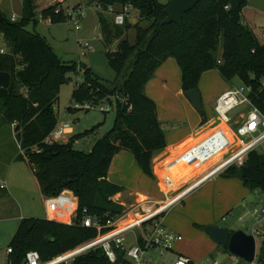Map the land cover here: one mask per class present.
Returning <instances> with one entry per match:
<instances>
[{
    "label": "trees",
    "instance_id": "16d2710c",
    "mask_svg": "<svg viewBox=\"0 0 264 264\" xmlns=\"http://www.w3.org/2000/svg\"><path fill=\"white\" fill-rule=\"evenodd\" d=\"M97 1L104 8L130 5L139 17L136 23L127 18L123 25H117L105 12H96L105 46L117 42L116 50L107 52L116 80L101 79L82 65L85 82L76 84L72 102L103 100L118 92L126 96L127 103L118 102L113 128L89 152L74 148V136L67 142L46 141L59 124L55 107L61 87L71 80V73L77 72L78 62L64 61L43 35L28 29L31 25L35 29L39 22L36 0H23L22 15L17 20L0 15V36L7 45L6 52L0 53V71L11 74L10 85L0 87V126L14 125L20 148L16 158L26 160L34 169L46 202L52 198L73 209L66 220L23 218L9 244L12 252L8 264H24L30 250H37L41 261L48 262L95 238L97 229L81 223L85 210L103 222L122 213L124 207L113 197L123 187L108 180L113 157L120 151L133 153L143 172L154 177L152 159L167 143L157 105L145 87L168 58H175L181 68L184 91L198 88L204 72L218 69L226 81L238 77L251 87V99L264 113V42L244 24L242 11L248 0H241L236 11L227 8L230 0H201L184 13L182 27L175 22L161 24L166 18V4L159 0ZM40 14L51 23L68 18L60 4ZM131 29L135 30L134 43L128 38ZM68 109L78 110L72 106ZM200 114L205 123L206 110ZM220 174L241 179L250 191L264 192V151L249 152L243 165L232 164ZM224 250L229 253L228 248ZM259 259L264 261V253ZM72 264L129 263L121 252L112 262L102 247H95L76 256Z\"/></svg>",
    "mask_w": 264,
    "mask_h": 264
},
{
    "label": "crops",
    "instance_id": "0c3cea01",
    "mask_svg": "<svg viewBox=\"0 0 264 264\" xmlns=\"http://www.w3.org/2000/svg\"><path fill=\"white\" fill-rule=\"evenodd\" d=\"M82 1L79 0L78 4ZM246 10H251L249 5L244 9V20L247 18ZM36 11L40 14L41 9L37 8ZM249 14H252V17L255 12L251 11ZM213 71L215 70L204 72L200 82L209 72L218 78ZM231 87L232 84L224 81L222 86L213 93L211 100L216 103L217 98ZM145 92L157 105L158 118L166 134L167 146L152 159L154 177L143 172L130 151L122 150L113 157L108 171V180L123 187L113 200L121 204L124 210L138 206L144 201L167 202L200 181L238 147L236 128L245 120L243 117L242 120L235 121L233 129L229 123H224L218 116H212L208 106L207 121L203 123L200 112L185 95L182 71L175 58H168L156 70L154 77L146 84ZM220 124H225L228 131L217 130L216 127ZM220 132H223L225 136L222 139L218 138L217 142L216 137ZM72 133L73 129L68 135ZM68 135L65 142L70 140ZM220 173L203 181L182 199L184 202H191V206L194 205V209H197L196 224L204 227L216 225V221L221 216L222 220L226 221L229 216L244 215L243 199H250L247 197L250 190L245 187L241 179L225 178ZM43 197L45 199L44 195ZM45 205L48 219L71 218L73 209H70V206H63L56 209V212H52L46 199ZM164 221L174 228V231L186 235L181 233L184 239L175 245L171 258H175L177 254H185L194 261L202 263L209 257H213L219 249L225 252L224 247L213 241L204 229L197 226L193 229L190 226L177 225V220L173 217L166 218ZM226 253L230 254V252ZM9 254L7 250L5 253L7 264ZM242 261L245 262V260Z\"/></svg>",
    "mask_w": 264,
    "mask_h": 264
},
{
    "label": "rangeland",
    "instance_id": "374dc122",
    "mask_svg": "<svg viewBox=\"0 0 264 264\" xmlns=\"http://www.w3.org/2000/svg\"><path fill=\"white\" fill-rule=\"evenodd\" d=\"M78 1L79 0H71L66 2L63 4L65 7L64 9L70 6H78ZM159 1L163 4H167L170 0ZM79 4H82L83 8V16L80 19V30L75 29L74 22L70 18L59 23H51L48 19L42 18L40 16L41 14H38L39 22L37 23L36 28L34 29L31 25L28 29L31 31H37L43 35L64 61L82 63L85 67L91 68L92 72L97 77L108 81H115L116 73L109 64L107 52L115 51L117 48V42L110 47L105 46L96 16L97 8L95 3H91L89 0H83ZM52 5L58 6V0H36V7L41 9V12ZM248 5L251 10H246L245 13L247 18L244 20V24L252 29L260 42H264V0H248ZM248 5L243 8V15L244 9H246ZM0 10L9 18L14 14L18 15V18H20L21 12L23 11V0H0ZM251 11L253 13L255 12L252 17V14H249ZM138 17L137 10L130 7V21L136 23ZM128 38L132 43L135 42L134 29L129 31ZM79 40L88 41L94 48V51L81 56L78 47ZM1 47H5V49L7 48L3 35L0 36V48ZM218 55L221 58V46ZM213 70H215L213 72L218 75L219 79L216 78L217 76L209 74V72L204 76L202 82H199L198 88L201 95L203 94L202 101L204 109L208 113V106H210L212 116L217 117L214 110L216 103L211 100V96L222 86L224 81H228L222 77L218 69ZM70 77L71 80L61 87L59 101L55 107L56 114L59 118L60 124L65 122L71 123L73 133L69 134L68 138H72L73 136L76 137L74 140V148L89 152L92 150L98 139L104 137L109 131H111L117 113L116 110L107 113L99 110L86 111L84 109L70 111L68 109L69 106H72L73 108L76 107V103L72 102V94L76 86L78 73H71ZM228 83L232 84V87L243 84L238 77H235ZM205 92H207L206 95ZM208 96L209 101H207ZM246 112L247 107L245 105H240L229 113L231 118L229 124L233 129L235 128V121L242 120V118L245 117ZM215 121H213L214 126ZM94 126H98L95 131L85 134L86 130H91ZM216 129L228 131V127L225 124H220ZM216 141H219L218 135ZM19 152V142L16 137L14 125L4 124L0 126V177L7 181L8 188V190L0 189V264H7L5 253L9 248V244L15 232L19 228L21 220L23 218H47L46 216L48 214L45 199L35 176L34 169L26 160L16 158ZM247 197L252 199L256 197V195L250 191ZM195 213H197V209H194V205L191 206V202H184L181 200L166 212L165 219L173 217L177 220V225L190 226L195 229V224L198 222ZM226 219V221L222 220L221 216L220 219L216 221V225L227 227L232 231L245 229L237 215L233 217L229 216ZM165 225L174 231V228L166 223ZM182 234L186 236L185 233ZM133 235L134 233L132 232L127 235V246L134 243ZM257 251L259 258L261 253H264V248L262 247V242L260 240H258ZM213 256H218L217 251ZM218 257L222 260V264H246L242 261V258L238 257V259H232L226 252H223V254ZM164 259H170V255L167 254L162 257L158 256L157 260L161 261ZM211 259L212 258L209 257L205 262H209Z\"/></svg>",
    "mask_w": 264,
    "mask_h": 264
},
{
    "label": "built area",
    "instance_id": "2783aa9c",
    "mask_svg": "<svg viewBox=\"0 0 264 264\" xmlns=\"http://www.w3.org/2000/svg\"><path fill=\"white\" fill-rule=\"evenodd\" d=\"M68 1L71 0H58V4L63 5ZM91 2L95 3L97 11L105 12L111 16L117 25H123L126 19L129 18L130 5L120 8H117L115 5H109L107 8H104L97 0H92ZM227 8H230V5ZM59 11L60 9L58 8L56 12L58 13ZM64 11L67 17L73 20L75 29L80 30V19L83 16L82 4L67 7ZM40 16L44 18L42 15ZM11 19L17 20L18 16L14 14ZM45 19L51 22L50 18ZM78 47L81 56L94 51V48L88 41L79 40ZM5 52V47H1L0 53ZM83 72L82 64L78 63L77 85L85 82ZM250 93L251 87L242 84L229 88L216 100L215 112L224 123L228 124L231 122L229 113L240 105H245L247 112L245 120L236 128L238 147L212 172L167 202L154 203L152 201H144L138 206L124 210L121 214L108 216L105 222L97 216L87 214L85 210L81 223L84 226L97 229L98 235L95 238L48 262L41 261L40 253L37 250H30L26 254L24 264H72L76 256L95 247H102L112 262L117 261L118 253L121 252L129 264H222V260L218 257L223 254L221 249L217 250L218 256L211 257L212 259L209 262L198 263L185 254H177L175 258H171L175 245L182 241L184 236L169 229L165 225L164 220L166 212L203 181L222 172L232 164L243 165L248 153L253 150L264 151V113L253 103ZM119 101L126 104L127 98L117 92L103 100L76 103L75 108L86 111L99 110L107 113L116 110ZM72 129L71 123L65 122L60 124L59 122L46 141L50 143L62 142L66 139L68 133L72 132ZM21 152L23 151L21 150ZM0 188L7 189V181L1 177ZM251 192L256 197L243 199L245 213L239 217V221L245 227L243 231L248 235H252L256 240V256L253 262L245 261V263L264 264V261L258 258L257 251L258 240L261 242L264 240V192L260 189H255ZM46 203L52 212H56V209L62 207L52 198H49ZM131 232L134 233V243L127 246V235ZM8 252L11 253L12 248L9 247ZM167 254L170 255V259L157 260L158 256L162 257ZM229 256L232 259H238L237 256L231 253Z\"/></svg>",
    "mask_w": 264,
    "mask_h": 264
},
{
    "label": "water",
    "instance_id": "95a60500",
    "mask_svg": "<svg viewBox=\"0 0 264 264\" xmlns=\"http://www.w3.org/2000/svg\"><path fill=\"white\" fill-rule=\"evenodd\" d=\"M201 0H170L165 8L166 18L161 24L171 22L183 26L184 13L192 10ZM241 6V0H230V8L233 11ZM2 11L0 10V15ZM11 82L9 72L0 71V87L7 88ZM186 97L193 106L200 112L203 110L202 95L199 88H193L185 91ZM204 231L218 245L228 248L229 252L247 262H253L256 256V240L252 235H248L243 230L232 231L227 227L217 225H206Z\"/></svg>",
    "mask_w": 264,
    "mask_h": 264
},
{
    "label": "bare ground",
    "instance_id": "6f19581e",
    "mask_svg": "<svg viewBox=\"0 0 264 264\" xmlns=\"http://www.w3.org/2000/svg\"><path fill=\"white\" fill-rule=\"evenodd\" d=\"M224 136H225L224 133L223 132H220L218 138L219 139H222Z\"/></svg>",
    "mask_w": 264,
    "mask_h": 264
}]
</instances>
